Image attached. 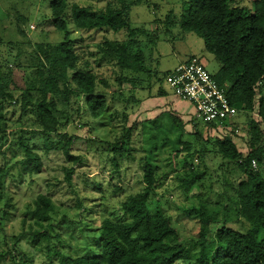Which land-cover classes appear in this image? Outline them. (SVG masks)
I'll return each mask as SVG.
<instances>
[{
	"label": "trees",
	"instance_id": "16d2710c",
	"mask_svg": "<svg viewBox=\"0 0 264 264\" xmlns=\"http://www.w3.org/2000/svg\"><path fill=\"white\" fill-rule=\"evenodd\" d=\"M145 1L147 0H120L121 8L109 4L100 11H95L91 6L70 3L69 0L50 2V24L62 35L63 40L56 46L35 43L28 66L32 72L28 76L29 84L18 90L20 96L17 99L12 87L13 81L0 71V136L5 135L7 128L3 112L19 104L18 122L23 121L24 127L35 128L43 142L35 150L27 142L26 135L16 139L23 157L9 168V174L19 168L18 175L22 183L26 175L40 174L44 169L40 153L48 156L56 138L60 136L64 140L63 154L70 162L81 165L82 158L70 154L72 142L65 139V129L73 121V116L88 113L90 118L98 119L107 111V98L99 91V83L91 63L81 64L82 55L78 43L83 39L71 38L72 32L102 30L126 33L127 41L105 39L103 44L97 46L100 55L97 65L100 66L103 61L115 63L120 70L116 79L119 87L126 85L134 90L138 86V92L144 90V79L134 74L159 77L155 70L147 69L148 65L144 62L143 45L139 37L146 34L145 30L133 29L131 26L130 14L133 7L145 4ZM176 16V24L184 32L194 33L201 38L206 50L220 64L218 72L210 74L225 91L227 102L237 110V114L222 126L206 124V131H211L217 137L219 156L235 163L246 177L237 187L230 189L233 199L228 200L230 204L223 206L222 213L208 212L201 204L194 207V211L198 213L200 229L191 251L182 244V237L172 218L151 210L152 194L162 184V178L156 173L158 165L154 150L159 142L157 129L166 127L160 124L165 116L166 124L179 130L175 149L177 143L182 144L186 150L189 149V145L181 141L184 124L180 125L179 119L182 122L183 119L173 114L178 113L176 109L181 106L170 101L163 88L164 80L170 88L167 77L173 70L165 72L156 83L147 85L148 99L152 101L157 97L166 98L164 102L174 105L176 109L173 113L164 112L139 122L144 126L149 123L153 127L148 138L151 150L144 168V191L129 196L121 203L122 218L106 217L101 221L96 238L99 249L94 254L74 258L61 256L59 264H175L190 257V252H193L195 264H264V178L257 171L264 156V144L259 146L260 142L264 143V0H253L252 9L233 5L230 0H182L181 13ZM168 25L170 24L166 23ZM154 40L155 37L150 40L151 43ZM93 56L91 53V57ZM193 60L197 59L191 58L184 63ZM18 66L22 67L20 63ZM0 68L7 69L9 75L13 74L7 66ZM101 83L106 84V81L102 80ZM155 86L159 88L153 94ZM171 91L175 95L172 89ZM118 92L116 93L120 94ZM175 96L181 101L182 107L186 104L191 108L190 114L194 113L190 103ZM132 99L136 101L135 96ZM166 104L159 105L158 108ZM244 114H255L259 119L249 120L248 150L245 154L239 150L236 141L238 137L234 133L237 131L238 117ZM124 120L126 125L122 127L118 141L110 144L116 167L119 158L131 154L130 142L138 124L134 122L129 125L126 115ZM186 122L191 123L193 120L187 119ZM73 139L78 140L75 136ZM177 154L178 152L174 156ZM2 155H6L5 151ZM190 156L193 155L188 157ZM172 158L174 160L175 157ZM253 161L256 162V167H253ZM7 172L0 171V189L4 184L1 179ZM73 173L72 168L66 171V181L71 188ZM193 175H187L188 179L183 178L184 187L189 186ZM10 201L11 197H8L7 203ZM33 205L31 215L39 228L31 233V244L35 245L49 240L61 222L58 225L52 224L51 215L54 213L55 203L48 191L38 194ZM219 214L222 215L221 218ZM64 220L68 223L67 219ZM55 237L59 238V235ZM55 254L59 255V252ZM8 256L11 257V254ZM25 262L22 260L20 264Z\"/></svg>",
	"mask_w": 264,
	"mask_h": 264
},
{
	"label": "rangeland",
	"instance_id": "374dc122",
	"mask_svg": "<svg viewBox=\"0 0 264 264\" xmlns=\"http://www.w3.org/2000/svg\"><path fill=\"white\" fill-rule=\"evenodd\" d=\"M51 1L0 0V67L7 66L13 74L9 75L7 69L0 68V71L13 81L16 99L20 96L18 90L29 84L28 76L32 72L28 66L35 43L56 46L63 40L62 35L50 24ZM230 1L233 5L252 9L253 0ZM69 2L91 6L95 11H100L109 4L115 8L122 6L120 0ZM181 7L182 0H147L145 4L133 7L130 14L131 26L133 29H144L146 33L139 37L143 45L144 62L148 65L147 69L155 70L159 76L154 78L147 77L146 74H134L144 79V90L138 92V86L134 90L126 85L118 86L116 79L120 70L115 63L103 61L100 66L97 65L100 60L98 44H103L105 39L127 41L125 32H72L71 38L83 39L78 43L82 55L81 64L91 63L97 76L99 91L107 98L108 105L101 118L92 119L88 113H82L73 116V121L65 129V139L72 142L70 154L81 157V165L70 162L63 154L64 140L60 136L56 138L48 156L40 153L43 171L40 174L26 175L22 183L18 175L19 168H15L10 174L7 172L23 157L16 139L26 135L27 142L35 150L43 142L35 128L24 127L23 121L18 122L19 104L3 112L7 128L5 135L0 136V171L7 174L1 179L4 184L0 189V264H20L22 260L28 261L24 264H59L61 256L74 258L94 254L99 249L96 238L101 221L106 217L122 218L121 203L129 196L144 191V168L151 150L148 138L153 127L149 123L144 126L139 122L164 112L173 113L176 109L174 105L164 102L166 98L149 100L147 85H153L165 72L170 73L179 63L191 58L200 61L211 74L217 73L220 68L216 58L206 50L204 41L194 33L184 32L176 24V15H180ZM166 23L170 25L166 26ZM71 29L74 30L73 26ZM154 37L155 40L151 43L150 40ZM91 53L94 54L93 57ZM102 80L106 84H102ZM159 86H155L153 94L158 91ZM163 88L170 101L181 106L176 109L179 112L173 114L183 119L182 122L178 118L180 125L184 124L181 141L189 145V149L186 150L178 143L175 149L179 130L167 125L165 116L160 124L166 127L157 129L159 142L154 150L158 165L156 173L162 178V184L152 194L150 208L172 218L182 237V244L191 251L200 229L198 213L194 211V207L201 204L208 212L222 213L223 206L230 204L228 200L233 199L230 189L237 187L246 176L235 163L219 156L217 137L211 131H206V124L196 119L194 113L190 114V106L184 104L182 107L181 101L172 93L165 80ZM133 96L138 103L132 99ZM162 104L166 105L158 108ZM124 115L129 118V125L134 122L138 124L130 142L131 154L119 158L116 167L110 144L118 141L122 127L126 125ZM187 119L193 122L188 123ZM250 119L259 120L255 114L240 115L237 119V131L234 132L238 137L237 146L243 154L248 150ZM73 136L78 140L73 139ZM4 144L6 145L3 146ZM261 144L264 143L260 142L259 146ZM3 151L6 153L4 156ZM176 152L178 154L174 156ZM189 155L193 156L188 157ZM172 157H175L174 160ZM260 165L257 171L264 178V156ZM71 168L74 169L73 188L66 181V171ZM192 173L194 175L191 176L189 186L184 187L183 178L188 179L187 175ZM47 191L55 203V210L51 215L52 224H61L49 240L32 245L31 233L39 229L31 215L33 202L38 194ZM8 197H11L9 203ZM221 216L219 214V218ZM55 235H59V238ZM55 252H59V255ZM10 254L11 257L8 256ZM190 255L175 264H195L193 252Z\"/></svg>",
	"mask_w": 264,
	"mask_h": 264
},
{
	"label": "built area",
	"instance_id": "2783aa9c",
	"mask_svg": "<svg viewBox=\"0 0 264 264\" xmlns=\"http://www.w3.org/2000/svg\"><path fill=\"white\" fill-rule=\"evenodd\" d=\"M167 82L175 95L190 103L195 118L205 124L222 126L237 114L227 102L225 91L198 60L180 64L168 75ZM252 165L256 167V162Z\"/></svg>",
	"mask_w": 264,
	"mask_h": 264
},
{
	"label": "crops",
	"instance_id": "0c3cea01",
	"mask_svg": "<svg viewBox=\"0 0 264 264\" xmlns=\"http://www.w3.org/2000/svg\"><path fill=\"white\" fill-rule=\"evenodd\" d=\"M183 63V62H182ZM181 63H179V65H180Z\"/></svg>",
	"mask_w": 264,
	"mask_h": 264
}]
</instances>
